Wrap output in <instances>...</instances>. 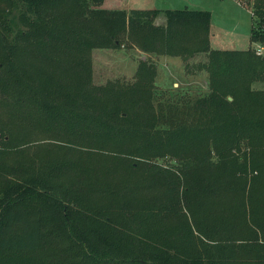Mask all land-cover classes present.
I'll use <instances>...</instances> for the list:
<instances>
[{
    "label": "trees",
    "instance_id": "trees-1",
    "mask_svg": "<svg viewBox=\"0 0 264 264\" xmlns=\"http://www.w3.org/2000/svg\"><path fill=\"white\" fill-rule=\"evenodd\" d=\"M102 2L0 0V264H264V0L248 49L208 10ZM122 46L207 54L209 92L156 102L149 58L96 84Z\"/></svg>",
    "mask_w": 264,
    "mask_h": 264
},
{
    "label": "rangeland",
    "instance_id": "rangeland-1",
    "mask_svg": "<svg viewBox=\"0 0 264 264\" xmlns=\"http://www.w3.org/2000/svg\"><path fill=\"white\" fill-rule=\"evenodd\" d=\"M240 2L239 0H103L102 7L126 10L183 8L208 10L212 14L210 29L213 48L248 49L252 45L250 40L253 22L252 0H240ZM147 58L158 64L157 84L159 90L157 91L156 102L164 98L167 99L166 97L176 98L181 94L178 90L182 88L173 85L172 81L174 80L172 79L174 77L167 65L163 67L160 63V60L163 62L165 59L166 61L176 60L178 64L175 63L176 66L173 68L180 71L182 75L189 76L192 72L198 74L195 84L184 85L185 94L196 98L209 92L207 71L200 67L201 63L208 59L207 54L204 53L185 60L181 56L155 55L144 52L137 47L97 48L93 50V80L96 84H105L114 79L131 81L135 77L139 61ZM254 87L264 89V83L256 82ZM37 135L41 136L39 140L47 137L44 136L47 134L42 132L37 133Z\"/></svg>",
    "mask_w": 264,
    "mask_h": 264
},
{
    "label": "crops",
    "instance_id": "crops-1",
    "mask_svg": "<svg viewBox=\"0 0 264 264\" xmlns=\"http://www.w3.org/2000/svg\"><path fill=\"white\" fill-rule=\"evenodd\" d=\"M156 23L157 24H165L166 23V17L164 15V13L159 14V16L156 19ZM211 39H212V35H211ZM168 58H171V57H168ZM172 60H174V59H172ZM158 61H159V59H158ZM160 63L163 67L165 65H167L171 75L174 77V79H172V80H174V81H172L173 85H175L176 87L183 86V88H185L184 85L187 86V85L195 84V81H196L195 79H196V76L198 77V74H196L195 72H192L189 76H186L185 74L182 75L180 71H177L175 68H173V66H176L175 65V63H177L176 60L166 61V59H165V61H163V62L160 60ZM160 63H159V68H160ZM187 74H189V73H187Z\"/></svg>",
    "mask_w": 264,
    "mask_h": 264
},
{
    "label": "built area",
    "instance_id": "built-area-1",
    "mask_svg": "<svg viewBox=\"0 0 264 264\" xmlns=\"http://www.w3.org/2000/svg\"><path fill=\"white\" fill-rule=\"evenodd\" d=\"M256 52L260 55H264V45L263 44H259L256 46Z\"/></svg>",
    "mask_w": 264,
    "mask_h": 264
},
{
    "label": "water",
    "instance_id": "water-1",
    "mask_svg": "<svg viewBox=\"0 0 264 264\" xmlns=\"http://www.w3.org/2000/svg\"><path fill=\"white\" fill-rule=\"evenodd\" d=\"M230 99H232V98L230 97Z\"/></svg>",
    "mask_w": 264,
    "mask_h": 264
}]
</instances>
